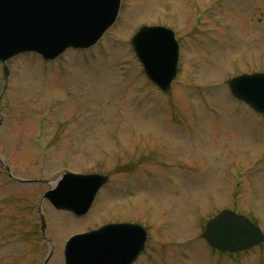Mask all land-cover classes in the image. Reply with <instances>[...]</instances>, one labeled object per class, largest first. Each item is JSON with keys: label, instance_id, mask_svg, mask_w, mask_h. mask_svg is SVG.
I'll return each instance as SVG.
<instances>
[{"label": "rangeland", "instance_id": "374dc122", "mask_svg": "<svg viewBox=\"0 0 264 264\" xmlns=\"http://www.w3.org/2000/svg\"><path fill=\"white\" fill-rule=\"evenodd\" d=\"M212 1L195 0L188 5L187 0H123L115 25L90 51L67 50L64 60L44 67L35 54L10 59L7 64L13 74L0 100L5 119L2 117L0 127V155L7 157L15 175L54 179L63 169L84 173L114 170L113 160L101 158L112 145L111 138L125 143L134 142L137 136L172 143L181 136L171 127L187 122L196 129L195 135L201 133L209 140L220 141L195 146V157L207 156L204 164L199 161L198 165L208 167L195 177H187L186 190L181 195L175 196L168 178L164 218L166 224L171 219V231L179 235L172 241L187 240L198 231L191 222V207L187 206L198 197L202 219L229 206L236 212L242 210L251 220L257 216L264 231V159L257 160L264 151V115L255 114L244 103L238 104L225 88L232 74L264 69V0H224L222 7L227 10L223 14L227 17L208 21L198 11ZM258 17L261 22H257ZM143 22L170 24L177 36L184 38L182 73L166 96H159L142 83L129 49L130 35ZM61 64L65 67L62 72ZM185 75L201 87L189 83L182 97L179 94L186 84ZM2 86L0 63V95ZM36 137H41L38 143ZM220 142L224 145L221 148ZM235 151L240 153L230 158ZM130 153L127 151L125 163L130 161ZM236 161L248 168L255 187L254 193L244 187L234 198L229 172H225L226 176L222 172L227 163ZM161 172L154 160L145 174L157 177ZM117 177L122 179L123 175ZM110 185L101 190L87 217L76 218L43 202L47 235L56 247L47 264H63L65 237L100 225V219L121 215L143 225L157 220L160 203L164 202L159 186L136 180L132 192L114 195ZM49 188L44 181L24 183L11 179L0 167V264H42L48 245L41 236L37 209L42 193ZM167 247L173 264L189 256L187 264H257L256 254L264 255L257 249L240 253L236 259L209 255L202 240L196 238L181 246L184 255L179 252L180 259V246ZM259 263L264 264V257Z\"/></svg>", "mask_w": 264, "mask_h": 264}, {"label": "water", "instance_id": "95a60500", "mask_svg": "<svg viewBox=\"0 0 264 264\" xmlns=\"http://www.w3.org/2000/svg\"><path fill=\"white\" fill-rule=\"evenodd\" d=\"M117 1L23 0L19 5L18 0H0V60L4 61L24 50H36L46 58H53L66 46H90L112 23L117 14ZM50 6L55 12L51 11ZM168 32L160 27L141 29L134 41L136 51L140 60L144 62L149 76L153 79H156L155 75L159 78L165 76L167 82H170L174 73L176 49ZM151 47L154 51L149 50ZM159 69L160 71L153 72ZM253 83L256 85L251 92L243 93L244 89L238 88L234 90V93L240 98L247 99L256 109L263 111L264 75L260 81ZM88 177L66 174L54 190L44 193V197L49 198L58 208H67L75 213H81L88 207L96 189L105 181V178L101 180L102 178L98 175L95 177L100 181ZM227 216L233 223L242 224L248 228L251 226L243 218L238 219L231 213ZM214 223L215 220L209 222L208 231L203 236L206 234L208 236L211 232L213 242L217 244ZM252 235L255 239L250 242L244 241L240 247L259 242L260 238L256 234ZM94 241L95 243L91 242L88 245L86 234L69 242L66 247V264H119L109 259L104 253L107 249L100 236L94 237ZM230 242L225 249L230 247Z\"/></svg>", "mask_w": 264, "mask_h": 264}]
</instances>
